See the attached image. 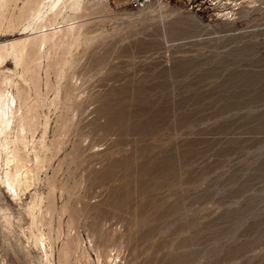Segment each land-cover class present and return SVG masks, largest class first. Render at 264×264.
Returning a JSON list of instances; mask_svg holds the SVG:
<instances>
[{
  "label": "rangeland",
  "instance_id": "rangeland-1",
  "mask_svg": "<svg viewBox=\"0 0 264 264\" xmlns=\"http://www.w3.org/2000/svg\"><path fill=\"white\" fill-rule=\"evenodd\" d=\"M97 4L76 20L81 37L52 50L50 79L62 70V82L82 81L90 102L114 99L123 118L94 124L95 102L84 130L63 136L58 152L49 144L55 155L21 199L0 187V264H44L35 236L57 232L52 264L70 237L81 245L68 264H264V0H151L141 10L129 0ZM24 37L0 33L6 43ZM63 51L68 62L57 65ZM1 69L19 78L14 60ZM43 111L50 143L59 110ZM81 143L77 159L71 154ZM51 182L52 230L47 216L34 225L28 211L46 200ZM72 208L83 211L69 226L64 209Z\"/></svg>",
  "mask_w": 264,
  "mask_h": 264
},
{
  "label": "bare ground",
  "instance_id": "bare-ground-1",
  "mask_svg": "<svg viewBox=\"0 0 264 264\" xmlns=\"http://www.w3.org/2000/svg\"><path fill=\"white\" fill-rule=\"evenodd\" d=\"M95 1L96 0H0V33L20 32L21 34H24V33L26 34V37L21 38L19 40H15V41L12 40V42H9V43L0 41V187L6 189V193L7 194L10 193V195L13 196L15 200L21 199L22 192L30 188L32 181L35 179L36 172L40 168L45 167L46 162H49L51 160L54 154V151L52 152V148L54 147L53 145H55V151L57 152L60 151L61 149H63V145L65 143L64 142L65 138L63 136H66L69 132L71 133L73 132V135H74L75 131H77L78 133L80 129H83L82 128V121H83L82 116L86 112H88L92 104H94L95 102L99 103L101 101V105L95 106L89 112L90 115L92 114L94 115L93 120H92V122L94 121L93 122L94 124L95 123L97 124V122L101 121V118L102 120L104 119L109 122V123L107 122L106 124L120 122L123 118L121 115L124 113V112L122 113V110L124 109H122L123 107L122 108L120 107L121 105H118L117 107L116 106L117 104H114L112 102L114 99L107 98V100L101 99L100 101L97 100V101L90 102V100H88L87 98L84 99L85 97H82L83 95L82 94L83 92L82 91V87H83L82 81L80 82L78 79L77 80L75 79L76 82L74 81L70 82V80L67 79L65 82H62V79H63V77L61 76L62 70H57L58 79L56 80V83L52 84V81L50 79L51 68H52V64L50 63L51 58H52V50L56 51L58 48H60L61 46H64L67 43L71 45L73 42L77 41L79 37H81L82 35L81 28L83 27V24L82 23L79 24V22H76V20L84 16L82 13H84L87 9H89V6L91 5L93 6L94 3L96 5L97 3L102 2V0H97V2ZM67 53L68 51H63L61 54H59V60L57 61V65H65L68 62ZM8 59L14 60L15 66L21 68L20 72H18L20 73V75L17 80L14 79V74L7 72L4 69H1L4 63L8 64ZM45 60L47 61V64L44 69L45 77L43 78L41 71L44 68L43 63L45 62ZM17 77L18 76H16V78ZM42 82L45 83L44 84L46 88L45 92H42L41 90ZM117 91H116V94H117ZM51 92H53L52 98L49 97ZM114 93L115 91L111 90L110 96L114 97V95H116ZM98 95L96 94V96ZM94 98L95 97H93V99ZM123 100L125 101V99ZM51 107H55L56 109H58L59 114L56 118L57 120L55 121L56 122L55 132L53 131L55 133V137L54 138L52 137L53 139L51 138L52 140L50 139L51 141L49 143V141L47 142L46 140V135L48 134L47 131L49 130L48 127H49L50 119L48 118L47 113H44L43 110L44 109L50 110ZM86 117H84V119ZM155 117L156 116H154L153 119ZM76 118H78V120H76ZM134 118H136V116ZM126 119L124 118L123 120H126ZM144 122L146 123V121ZM118 125H120V123ZM121 125H123V122ZM145 125L147 126V124ZM108 126L110 129V125ZM150 129H151V125H150ZM38 131H41V134H40V138L38 136V138L36 139V134ZM81 134H84V133H80V135ZM87 134H89V132ZM85 135L86 134H84V136ZM142 135L144 134H141V136ZM80 139L82 138L79 137V142L82 141ZM67 142H70V141H67ZM88 143H90V145L88 144L89 145L88 148L90 147L92 148V146L94 147L93 142L89 141ZM49 144H51L53 147L50 148L51 145ZM82 150L84 151L86 149L85 147L83 149L82 143H81V144H77V146L73 150L74 151L73 154H71L70 151L69 152L71 156L79 157L80 153L81 154L83 153ZM41 153L45 154V158L41 156ZM50 153L51 154L53 153V154L50 155ZM56 157H58V155ZM167 165H169L168 162H167ZM104 179L107 180V176ZM50 184H51V188H50V191L48 189L49 193L47 192L48 195L46 197V200L43 198V196L41 197L39 196L40 198L38 197L39 199L34 202V205L29 207L28 211L32 215V220H33L32 223L34 225L41 223V220L47 216L49 218L47 225L52 230L53 225L51 223V220L53 219L52 216H53V213L55 212V208H54L55 206L53 205V201H52L53 199L51 195L52 191L54 190L53 189L54 184H52V182ZM44 200L46 201L45 202L46 204H44ZM78 209L77 210L75 208L64 209V210H67L69 214V226L77 223L78 220L80 221V215L82 214L81 212L83 210L81 211L80 208ZM113 213L114 212H112V214ZM89 217L91 216L89 215ZM59 235L60 234L57 232L56 236L54 237L52 236L45 237L44 233H41L39 236H35V243L39 245L40 247H42V249L44 250V257H45L44 264H52V258H53V252H54L53 245H54V242L59 239ZM80 245H81V241L78 237H70L66 241L65 245L63 243V248L59 256V259H60L59 264H68L70 262L71 256L80 248ZM84 250L86 249H83V251ZM83 253H85L84 256L87 255L85 251ZM87 256L89 257V254ZM97 256L99 260L102 255L101 256L97 255Z\"/></svg>",
  "mask_w": 264,
  "mask_h": 264
},
{
  "label": "built area",
  "instance_id": "built-area-1",
  "mask_svg": "<svg viewBox=\"0 0 264 264\" xmlns=\"http://www.w3.org/2000/svg\"><path fill=\"white\" fill-rule=\"evenodd\" d=\"M151 0H129L130 2V6L134 9V10H141L143 8H145Z\"/></svg>",
  "mask_w": 264,
  "mask_h": 264
}]
</instances>
